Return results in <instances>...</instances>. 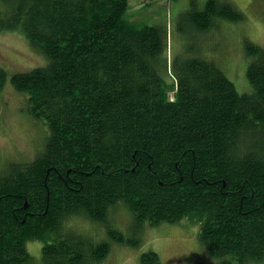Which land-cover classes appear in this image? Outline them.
Instances as JSON below:
<instances>
[{"label":"trees","instance_id":"trees-1","mask_svg":"<svg viewBox=\"0 0 264 264\" xmlns=\"http://www.w3.org/2000/svg\"><path fill=\"white\" fill-rule=\"evenodd\" d=\"M189 1L188 36L243 19L225 0L200 12ZM128 2L0 0V31L22 29L48 58L10 78L48 138L33 160L0 169V264H100L110 244L67 222L105 223L121 204L139 226L195 220L218 264L264 261V48L245 42L241 94L194 49L173 60L167 29L131 25ZM6 81L0 68V91ZM31 241L42 242L38 262Z\"/></svg>","mask_w":264,"mask_h":264},{"label":"rangeland","instance_id":"rangeland-1","mask_svg":"<svg viewBox=\"0 0 264 264\" xmlns=\"http://www.w3.org/2000/svg\"><path fill=\"white\" fill-rule=\"evenodd\" d=\"M225 1L233 4L243 14V19L220 23L215 29L198 36H188V29V33L181 31L186 28L181 26L180 19L192 8L189 0H129L124 18L136 27H165L169 55L173 60L185 57L188 49H194L192 54L199 53L201 58L215 62L237 92L249 93L245 42L264 48V0ZM205 2L196 0L194 10L202 11ZM47 64L48 58L30 44L22 29L0 31V68L7 74V81L0 91V169L8 162L31 161L44 149L48 138L47 126L29 115L26 95L12 87L10 78L15 73ZM67 228L95 242L110 244L109 254L100 264H140L141 255L149 251L158 254L160 264L219 262L201 244L198 223L187 218L177 223L139 226L121 204L108 213L105 223L74 217L67 222ZM110 229L122 235V242L110 239ZM26 246L38 262L42 242L31 241ZM257 264H264V261Z\"/></svg>","mask_w":264,"mask_h":264},{"label":"flooded vegetation","instance_id":"flooded-vegetation-1","mask_svg":"<svg viewBox=\"0 0 264 264\" xmlns=\"http://www.w3.org/2000/svg\"><path fill=\"white\" fill-rule=\"evenodd\" d=\"M224 22H225V21H221L220 23L222 24V23H224ZM220 23L218 24V26L221 25Z\"/></svg>","mask_w":264,"mask_h":264}]
</instances>
